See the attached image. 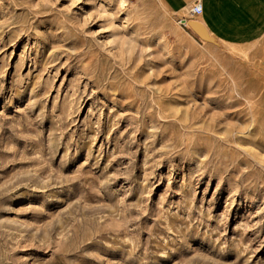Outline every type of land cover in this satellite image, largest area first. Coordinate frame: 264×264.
<instances>
[{"label": "rangeland", "instance_id": "1", "mask_svg": "<svg viewBox=\"0 0 264 264\" xmlns=\"http://www.w3.org/2000/svg\"><path fill=\"white\" fill-rule=\"evenodd\" d=\"M197 1L0 0V264H264V35Z\"/></svg>", "mask_w": 264, "mask_h": 264}, {"label": "crops", "instance_id": "2", "mask_svg": "<svg viewBox=\"0 0 264 264\" xmlns=\"http://www.w3.org/2000/svg\"><path fill=\"white\" fill-rule=\"evenodd\" d=\"M200 1L202 23L215 38L246 45L264 35V0Z\"/></svg>", "mask_w": 264, "mask_h": 264}, {"label": "built area", "instance_id": "3", "mask_svg": "<svg viewBox=\"0 0 264 264\" xmlns=\"http://www.w3.org/2000/svg\"><path fill=\"white\" fill-rule=\"evenodd\" d=\"M202 3L200 0H198L196 3H194L192 6H190L187 10V14L185 16L177 18V24L182 29H189L190 22L195 20L197 17L202 15Z\"/></svg>", "mask_w": 264, "mask_h": 264}, {"label": "bare ground", "instance_id": "4", "mask_svg": "<svg viewBox=\"0 0 264 264\" xmlns=\"http://www.w3.org/2000/svg\"><path fill=\"white\" fill-rule=\"evenodd\" d=\"M198 18V17H197ZM196 18V19H197ZM199 18H200V20L198 21V24L200 25V26H202L204 29H205V27L202 25V18H201V16H199ZM192 22H194V21H191L190 23H192ZM206 30V29H205ZM207 31V30H206ZM228 44V43H227ZM229 45V44H228ZM230 47H231V49H234L235 51H238V49L240 48V46L239 45H232V43H230V45H229ZM229 47V48H230ZM253 73V72H252ZM260 75V74H259ZM254 76V75H253ZM263 80H264V78H263ZM263 83V82H262Z\"/></svg>", "mask_w": 264, "mask_h": 264}]
</instances>
